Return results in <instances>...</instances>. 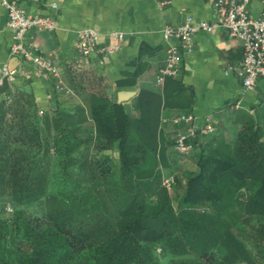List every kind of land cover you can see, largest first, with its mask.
<instances>
[{
  "label": "trees",
  "instance_id": "trees-1",
  "mask_svg": "<svg viewBox=\"0 0 264 264\" xmlns=\"http://www.w3.org/2000/svg\"><path fill=\"white\" fill-rule=\"evenodd\" d=\"M168 99L140 90L132 116L97 92L42 113L4 96L0 264H264L263 127L210 139L177 175L158 143Z\"/></svg>",
  "mask_w": 264,
  "mask_h": 264
},
{
  "label": "crops",
  "instance_id": "crops-1",
  "mask_svg": "<svg viewBox=\"0 0 264 264\" xmlns=\"http://www.w3.org/2000/svg\"><path fill=\"white\" fill-rule=\"evenodd\" d=\"M15 1L27 13L54 18L57 25L54 30L31 28L25 41L33 40L36 52L48 56L57 65L62 82L70 92L56 89L55 77L37 72L29 61L9 52L12 33L7 27L6 10L0 6V62L17 70L14 79L0 87V100L9 93L27 95L39 110L51 111L57 106L80 104L83 95L97 92L121 103L127 112L136 116L135 102L140 90L154 91L162 97L166 92L169 99L161 107L158 138L163 159L171 166L173 162L184 165L187 160L193 161L192 169L210 139L232 143L246 120L264 129V78L259 77L251 89L243 86L234 70L243 56L242 42L223 27L194 33L191 49L180 52L178 75L168 80V84L155 81L158 69L164 64L167 46L162 29L180 25L187 15L214 22V0ZM161 1L166 2L161 4ZM248 9L252 15H259L264 9V0H250ZM83 27H91L103 35L123 31L125 37L120 48L109 55L102 57L93 53L82 57L76 51L75 41L76 30ZM75 85L83 90L77 92ZM183 112L195 117L197 128L186 154L174 150V139L188 125L171 122ZM207 116L214 127L211 134L203 128Z\"/></svg>",
  "mask_w": 264,
  "mask_h": 264
},
{
  "label": "built area",
  "instance_id": "built-area-1",
  "mask_svg": "<svg viewBox=\"0 0 264 264\" xmlns=\"http://www.w3.org/2000/svg\"><path fill=\"white\" fill-rule=\"evenodd\" d=\"M249 2L250 0H214L213 8L216 14L214 22L195 20L192 15H187L180 25L165 26L162 29V36L167 44L165 60L155 76L156 83L161 85L166 78L178 75L180 52L191 49L194 33L212 31L216 27L227 29L229 35L242 42L243 56L234 70L241 77L243 86L251 89L259 77L264 78V9L259 15L254 16L249 12ZM51 5L55 6V3ZM0 6L6 10L7 27L12 33L9 52L29 61L37 72L55 77L56 89L65 93L70 92L62 82L57 65L48 56L36 52L37 45L33 40L29 43L25 41L26 33L31 28L54 30L57 27L54 18L46 14L27 13L17 5L15 0H0ZM124 37L123 31H110L103 35L91 27H83L76 30L75 48L82 57H88L93 53L104 57L117 51ZM102 38L105 39L103 43H101ZM172 39H175V42H172ZM16 72V69L9 68L6 63L0 62V87L11 82ZM39 113H42V110H39ZM262 115L264 120V112ZM171 122L174 125H188L186 130L178 131L174 139V150L182 154L188 153L191 149L190 139L197 132L195 117L183 112L174 116ZM203 128L207 133H213L214 127L210 117L204 118ZM172 182V175L163 179V184L168 188L171 187Z\"/></svg>",
  "mask_w": 264,
  "mask_h": 264
},
{
  "label": "rangeland",
  "instance_id": "rangeland-1",
  "mask_svg": "<svg viewBox=\"0 0 264 264\" xmlns=\"http://www.w3.org/2000/svg\"><path fill=\"white\" fill-rule=\"evenodd\" d=\"M173 162V161H172ZM175 162H176V160H175ZM186 163V164H185ZM184 163V165L182 164H176V163H172L173 165L170 167V169H171V172L172 173H175V174H177V175H181V173L182 172H185V171H188V170H192V167H193V164H194V162L193 161H186ZM164 164H168L166 161H165V163ZM170 192L171 193H174V191H173V188H171L170 189ZM8 209H10L9 207H7V209L6 210H8ZM9 211V210H8ZM162 261V264H167L168 263V259L166 258H162L161 259Z\"/></svg>",
  "mask_w": 264,
  "mask_h": 264
}]
</instances>
